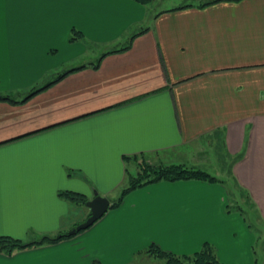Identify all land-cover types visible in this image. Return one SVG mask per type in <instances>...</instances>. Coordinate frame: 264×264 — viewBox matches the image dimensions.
I'll return each mask as SVG.
<instances>
[{
	"label": "crops",
	"instance_id": "0c3cea01",
	"mask_svg": "<svg viewBox=\"0 0 264 264\" xmlns=\"http://www.w3.org/2000/svg\"><path fill=\"white\" fill-rule=\"evenodd\" d=\"M204 1L151 12L135 0H0V94L21 99L70 70L23 102L0 100V235L67 232L88 211L59 191L108 196L134 164L123 156L185 165L214 142L256 220L226 209L221 183L158 181L75 236L0 252V264H159L132 256L207 241L222 262L264 264V0ZM72 29L84 38L69 41Z\"/></svg>",
	"mask_w": 264,
	"mask_h": 264
},
{
	"label": "trees",
	"instance_id": "16d2710c",
	"mask_svg": "<svg viewBox=\"0 0 264 264\" xmlns=\"http://www.w3.org/2000/svg\"><path fill=\"white\" fill-rule=\"evenodd\" d=\"M135 1L143 5H147L152 0H135ZM216 1L219 0L204 1L200 4V6H205L207 4ZM142 30L144 29L143 28L139 29L137 32L130 34L125 44H123L119 48L105 52L94 63H92V65L94 67H97V65L100 62V59L106 53L122 51L129 48L133 37L136 36V34H138L139 32H142ZM83 38L84 36L80 31L76 29L71 30L69 41H75ZM68 71L60 72L55 76L53 80L46 81L40 85L32 87L30 90L27 91V93L21 99H17L13 94H0V100H7L14 103L23 102L24 100L28 99L30 96L47 88L49 85L62 78ZM123 160L127 164L134 163L136 170L134 174L131 173L128 169L125 170L127 176L126 177L127 185L121 190L120 195L116 199L110 201L109 208L118 207L123 201L125 195L128 194L130 191L158 181H179V180L194 179V180H202L207 182H220V183L224 182L222 178L212 175L202 169L185 166L183 164L149 163L143 159L142 155L123 156ZM229 174H231V167L229 168ZM58 195L59 197L66 199L76 205L85 206V202L88 200V198L85 195L74 191L63 190V191H59ZM78 223L80 222L74 223L73 226L77 225ZM82 231L83 230L77 232L75 235H77ZM72 236L74 235H68L66 231L59 230L54 236H42L37 241L25 243L20 239L11 236L0 235V252L5 254H11L16 250H21L27 247L39 246L43 244H53L65 238H70ZM143 251L144 253L150 256L160 259L162 261V264H229L222 262L217 258L215 247L209 242H204L201 245L200 249L193 252L192 254H181V255L175 254L171 251L162 249L155 243L149 244ZM94 264H104V263H101L99 261H94Z\"/></svg>",
	"mask_w": 264,
	"mask_h": 264
},
{
	"label": "rangeland",
	"instance_id": "374dc122",
	"mask_svg": "<svg viewBox=\"0 0 264 264\" xmlns=\"http://www.w3.org/2000/svg\"><path fill=\"white\" fill-rule=\"evenodd\" d=\"M200 1H202V0H153L151 3L148 4V7H149L151 12H153V11L155 12V11L160 10V9L170 8V7H173V6H178V5L188 4V3L196 4V3L200 2ZM94 54H97V51L93 50V51L89 52L88 56L90 57L91 60H93L92 57L94 56ZM220 151H221V148H218V146H216V143L214 142L213 146H211V147H209L207 149V152H206L207 155H205V157L203 156V158H201L199 162L194 163L192 161H188L190 159V157H188L189 159L188 158H184V160H185L184 164L189 166V167L192 166L194 168L202 169V170H204V171H206V172H208V173H210L212 175H215V176H217L219 178H222L224 180V182L221 183V184H223L227 188V200L228 201H227V204H226V209L239 211V213H242V210H244L245 211V216L248 215L250 221L256 220L257 214H256V212L253 211V207L249 204V199L247 198L245 192L240 188V186H238L236 184L235 181H233V179L231 178V176L229 174V168L231 167V164H232L231 160L232 159H230V158H228V157H226L224 155L222 156L220 154ZM129 169H130L131 173L134 174L135 170H136L135 164H133V166L131 168L129 167ZM191 180H194V179H191ZM209 183H220V182H209ZM126 185H127V182L124 181L119 189H116L113 193H111L110 195L105 196V197H107L110 201H113L114 199H116L120 195L121 190ZM80 207L82 209L88 211L85 206L80 205ZM99 227H101V226H99ZM72 228H69L67 230V232L70 231ZM99 229L100 228H96V230L94 232L95 235H98L97 231H99ZM257 241H256V243H257ZM151 243H154V242H151ZM151 243H149V244H151ZM256 243H255V246L257 245ZM155 244H157V243H155ZM147 246H145L144 248L136 251L133 254V256H132L133 260L135 261V260H140L142 258H149L150 257L151 259H153L152 261H155L154 263L157 262L159 264H162V261L160 259L155 258L153 256H150V255L144 253L143 250ZM100 247H101V245H100ZM126 247L128 248V245H126L124 243V244H122V246L120 247V249L118 251H124L126 249ZM256 249H257V253H258L257 256H258L259 259H261L262 258V252L258 248H256ZM192 253H190V254H192ZM175 254H178V253H175ZM179 255H181V254H179Z\"/></svg>",
	"mask_w": 264,
	"mask_h": 264
},
{
	"label": "water",
	"instance_id": "95a60500",
	"mask_svg": "<svg viewBox=\"0 0 264 264\" xmlns=\"http://www.w3.org/2000/svg\"><path fill=\"white\" fill-rule=\"evenodd\" d=\"M109 206L110 200L107 197L94 193V196L85 202V207L88 209L87 217L68 231L67 234L75 235L77 232L87 229L104 215Z\"/></svg>",
	"mask_w": 264,
	"mask_h": 264
}]
</instances>
